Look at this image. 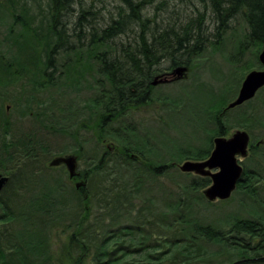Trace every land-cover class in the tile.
Returning a JSON list of instances; mask_svg holds the SVG:
<instances>
[{"label":"trees","instance_id":"1","mask_svg":"<svg viewBox=\"0 0 264 264\" xmlns=\"http://www.w3.org/2000/svg\"><path fill=\"white\" fill-rule=\"evenodd\" d=\"M118 1L120 4L116 6V12L103 19V26H100L99 12L93 10L96 4H88L87 0H36V17L24 10L22 20L12 10L25 4L14 5L12 0H7L6 11L16 24L21 23L28 35L31 34L30 42L26 43L28 48L24 49L21 45L22 54H17L14 61L21 60L26 65L24 55L38 52L40 59L35 66H38L39 76L47 86L55 84L54 75L47 71L56 69L55 62L60 54L75 53L80 57L82 54L79 53L85 52L88 64L96 68L95 87L99 90L91 100L89 112L90 116L98 117L94 127L98 140L111 137L122 148L119 153L123 157H117L116 163V157L111 160L118 170L110 173L112 181L108 182L114 184L116 180L117 185L122 183L121 188L113 185V189L124 191L129 190L123 185L129 178H137L136 185L132 187H140L144 174L131 168L135 165L145 168L147 164L143 163V157L151 155V148L145 144L146 150L131 141L129 145L119 140L121 131L136 136L133 127L111 131L107 125L149 104L154 89L152 83L157 77L170 74L179 67L190 71L195 62L203 57L206 43L224 41L239 17L247 24L239 49L255 46L261 52L264 49V0H183L190 7V12L185 11L188 15L173 23L165 19L166 15L175 13L171 10L175 6L170 0ZM156 3L158 9L170 10L160 23V12L156 11L151 16L149 11V7H155ZM1 14L4 15V11L0 10ZM35 18L39 21L33 27ZM67 29H70V34L66 33ZM35 43L41 46L39 50ZM22 49L28 52L23 54ZM42 55L46 58L43 59ZM239 60L237 58L232 62ZM1 67L0 71H5ZM71 74V80H74L76 77L73 72ZM79 87V84L73 83L70 89L75 91ZM220 93L219 96H210V101L205 104L209 119L217 126L216 136L228 134L226 125L235 127L231 124L232 117L224 112L227 105ZM82 110L86 112V109ZM247 115L254 117V123L260 122L257 114ZM246 123L239 127L254 136L252 127ZM1 124L5 133L0 139V176L9 180L0 193V264H180L186 261L189 264H221L216 259L223 255L237 256L229 264L240 260L241 264H264V214L255 205L248 207L249 203L243 201L244 210L248 208L247 216L209 221L201 213L203 204L212 205L203 195L212 182L208 177L198 176L188 184L177 185L171 192L165 191L158 203L149 200L150 205H142L144 207L139 213L145 216L133 218V224L129 226L111 227L91 242L92 233H96L91 221L99 216L97 212L93 213V199L99 192L93 194L88 187L91 180L89 173L105 172L107 163L104 157L107 156L91 165V171L83 173L78 169L79 175L84 174L81 176L85 179L82 188H67L51 180L52 177L40 176L46 165L39 170L35 167L29 169V162L37 161L32 153L34 150L38 152V148L30 143L31 139L26 135L20 140L7 139L10 125L4 121ZM67 124L75 126L64 119L50 127H53L52 132L60 133L67 131L64 127ZM17 141L20 147L15 146ZM209 143L207 150L199 146L177 151L176 155H171L172 164L170 161L158 163L151 168V173L156 177L168 175L172 168H177L176 163L184 159L205 160L213 149V140ZM262 147L264 145H253L251 152L255 154ZM83 149L80 142L67 153L78 156V160L83 162L79 152ZM244 170L234 194H246L255 200L258 190L252 183L261 177L258 178L257 172L246 167ZM145 178L147 180L146 175ZM57 230L63 234L56 233ZM55 237L64 239V246L59 252L52 242Z\"/></svg>","mask_w":264,"mask_h":264},{"label":"rangeland","instance_id":"2","mask_svg":"<svg viewBox=\"0 0 264 264\" xmlns=\"http://www.w3.org/2000/svg\"><path fill=\"white\" fill-rule=\"evenodd\" d=\"M12 1L14 5L25 4L23 7L18 6L15 11L12 10V13L14 12L20 19L24 16V10L36 17L38 13L36 0L35 2L34 0ZM91 2L96 4L93 10L99 12L100 26L105 24L103 19L112 16L116 12V6L120 4L118 0H87L88 4ZM170 2L171 5L175 6V9H171L175 13H170L171 15H166L170 10L168 12L163 8L158 9V3L155 4V7H149L151 16L156 11L160 12L159 23L165 15V19L169 20L168 23H173L188 15L185 14V11L190 12V7L183 0H170ZM6 3L7 0H0V10L4 11V15H0L2 17L0 22V65L5 68L4 73L0 72V113L5 116V120L10 125V134L7 139L15 141L20 140L24 135L28 136L29 140L31 139L30 143L38 148V152L34 150L32 153L37 161L29 162V169L35 167L36 170H39L46 165L40 176L52 177L51 180L57 184L71 189H76L75 182L69 179L64 168L48 169L52 159L70 154L67 152L72 146H78L81 142L84 149L79 151L83 156L80 169L85 173L84 171H91V165L100 161L104 155L107 156V158L104 157V161L106 159L105 162L107 163L105 172L93 171L89 173L91 180L88 187L93 194L99 192V195L94 196L93 199L95 204L93 213L97 212V216L98 214L99 216L91 221L93 230H96V233H92L90 237L91 242L94 238L103 236L111 227L129 226L133 224V218L145 216L144 213L139 212L147 204L150 205L149 200L158 203L165 191L171 192L177 185L188 184L193 179H198L197 175L182 173L178 168L186 159L180 163L175 162L178 169L172 168L168 175L156 177L151 173V168L158 163L170 161L171 155H176L179 150H189L190 147L191 149L200 148L199 146L203 150H207L210 145L209 141L217 137L214 134L217 126L209 119L208 111L205 108V104L210 101V96H219L220 91V95L223 94V102L228 105L236 99L245 76L253 70H262L260 63L258 64L260 51L255 46L239 49L247 31L245 20L239 17L232 24L224 41L206 43V47L203 49V57L195 62V65L190 71L188 70L183 79L177 78L166 82L158 79V84L154 85L152 100L149 104L134 109L124 114L119 121L107 125V129L111 131L121 130L127 126L133 127L136 136L121 131L122 135L119 140L126 141L129 145L132 142L133 145H139L142 149L147 148L145 144L151 148V155L143 157V163L147 166L144 168L135 165V168H131L133 171L135 169L136 172L144 174L140 187H132L136 185L137 178L134 180L129 178V181H125L123 184L126 188L129 187V190L113 189V185L121 188L122 183L117 185L116 180L114 184L108 182L111 179L110 173L118 170L115 164L113 166L111 160L116 157L114 161L116 163L117 157H123V155L119 153L122 148L117 140L111 137L98 140L95 133L94 127L98 122V117L90 116L89 109L91 100L99 90L98 87H95L96 68L88 64L85 52L79 53V55L82 54L80 57L75 53L71 55H68L69 53L60 54L55 62L56 69L47 71L54 75L53 82L55 84L47 86L46 81L39 76L38 66H35L38 58L40 59L38 52L32 51L24 55L33 65L27 60L26 65L21 60L20 62L14 61L17 54H22L21 45H24V49L28 48L29 45L26 43L30 42L31 34L28 35L21 23H15L13 17L6 11ZM176 12L181 14L178 15ZM37 21L39 19L35 18V22L32 23L33 27ZM70 29H67V34L71 33ZM67 42L70 43V38L67 39ZM35 47L38 50L41 48L36 43ZM25 52L28 51L24 50L23 54ZM42 56L43 59L46 58L45 55ZM237 58L240 60L232 62ZM72 72L76 77L74 80H71L73 78ZM73 83L80 85L75 91L70 89ZM17 91L21 93L22 107H15ZM212 102L216 103V101ZM72 105L73 109L71 110ZM8 106H10L9 115L6 111ZM82 109H86V112L84 113ZM231 111H228L227 116L232 117L231 124H234L235 127L225 126V129H228V137L237 130H243L239 126L245 124L246 121V124L252 127L254 134L252 144L257 146V143L263 142V146L264 89L254 99ZM244 114L245 116H243ZM247 114H257V119L260 122L254 123V117L250 118ZM64 119H68L75 126L67 124L64 125L67 131L52 132L53 127L50 125ZM69 126L71 127L69 128ZM4 133L5 128L1 124L0 139L4 137ZM18 142L14 145L20 147L17 145ZM262 157H264V147L256 151L255 154L250 150L248 156L242 159L244 167L257 172L258 178L261 177L260 180H254L252 183L254 189L258 190L257 199H251L246 194H244L245 197L235 193L232 199L211 202L212 205L203 204L202 215L207 217L209 221L247 216L248 208L244 210L241 203L243 201L249 203L248 207L255 205L264 214V208L261 207L264 203V159ZM86 159L89 161H84ZM169 163L172 164L171 161ZM142 205L144 206L142 207ZM56 233L63 234L61 230H57ZM52 242L55 250L61 251L64 246V239L55 237ZM236 259L237 256L235 255H223L217 257L216 260H220L221 264H229ZM180 264L189 263L186 261Z\"/></svg>","mask_w":264,"mask_h":264},{"label":"water","instance_id":"3","mask_svg":"<svg viewBox=\"0 0 264 264\" xmlns=\"http://www.w3.org/2000/svg\"><path fill=\"white\" fill-rule=\"evenodd\" d=\"M259 61L262 64V70H253L246 75L236 99L229 103L224 110L225 112L252 100L258 91L264 87V49L259 55ZM186 72L187 68L179 67L169 77H157L152 84L157 85L158 79L165 82L177 78L183 79ZM213 142L214 149L207 159L202 161L186 160L178 168L182 173L210 178L211 185L203 191V195L209 202L225 201L231 198L238 184L242 181L244 169L239 163V159L248 156L250 135L247 131L237 130L228 138L224 136L215 137ZM49 165L50 167L65 165L71 179L78 174L77 158L73 155L56 157ZM7 182V177L0 176V192ZM82 185V183H78L76 187L81 188ZM239 263L242 261L235 264Z\"/></svg>","mask_w":264,"mask_h":264},{"label":"flooded vegetation","instance_id":"4","mask_svg":"<svg viewBox=\"0 0 264 264\" xmlns=\"http://www.w3.org/2000/svg\"><path fill=\"white\" fill-rule=\"evenodd\" d=\"M0 72H2V71H0ZM3 73V72H2ZM15 96H16V98H15V107H21V104L23 103L22 102V99H21V93L20 92H16V94H15ZM9 109H10V106H8L7 107V109H6V111H7V115H9ZM2 121H4V123L6 124V123H8L6 120H5V117L3 118L1 115H0V122H2ZM244 130V129H243ZM244 131H246V130H244ZM249 133V135H250V142H249V151L251 150V146H253L254 144H252L253 142H252V136H251V134H250V132H248ZM232 135V134H231ZM224 137H227L228 138V134H226V135H224ZM230 137V136H229ZM262 143L263 142H261L260 144L259 143H257L256 145L257 146H261L262 145ZM75 157L77 158V160H78V156H76L75 155ZM78 163H79V161H78ZM239 163H241V165L243 164V162H239ZM243 166V165H242ZM58 168H64L65 170H66V167L64 166V165H62V166H60V167H58ZM243 168H244V166H243ZM79 170H81L80 169V167H79ZM67 171V170H66ZM83 171V170H82ZM244 172H245V170H244ZM244 174V173H243ZM82 175H84V174H80V175H78V177H76L75 179H73V182H75V184L77 183V182H80V181H84L85 182V179H81V176ZM243 177V176H242ZM244 182H245V180H244ZM243 182V183H244Z\"/></svg>","mask_w":264,"mask_h":264}]
</instances>
